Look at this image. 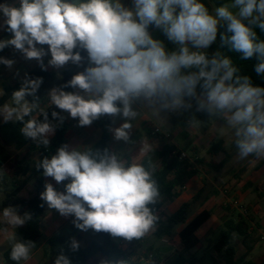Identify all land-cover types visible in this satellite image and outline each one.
Instances as JSON below:
<instances>
[{
    "label": "clouds",
    "instance_id": "obj_1",
    "mask_svg": "<svg viewBox=\"0 0 264 264\" xmlns=\"http://www.w3.org/2000/svg\"><path fill=\"white\" fill-rule=\"evenodd\" d=\"M0 15L12 34L0 40V50L14 46L45 71L69 62L79 65L83 60L79 50H83L90 65L67 84L51 88L44 98L37 95L42 78L24 76L19 89L11 93V103L0 106V119L19 123L25 138L49 146V138L65 120L58 111H51L49 118L53 106L78 119L79 126H89L105 115L121 117L124 122L110 130L115 140L127 143L144 108L161 119V113H182L195 105L196 112L215 122L219 137L234 138L240 160L264 159V87L241 75L240 68L219 50L208 52L223 27L221 45L239 53L241 60L255 59L254 73L264 79V39L257 32L264 34V0H224L212 9L202 0H130L129 4L124 0H14L0 4ZM150 28L161 31L175 49L168 50L163 41L154 39ZM0 64L11 68L14 61L0 57ZM67 87L83 94L65 91ZM45 98L46 108L41 106ZM137 103L141 111L133 107ZM188 124L202 127L204 122L193 117ZM155 149V143L143 138L138 154L126 159L107 148L63 144L36 168L43 170L44 177L68 183L63 192L46 183L40 199L61 216L74 217L73 224L81 231L140 239L155 230L159 219L154 211L161 199L152 158ZM31 220V213L21 215L16 206L0 210V234L16 264L32 259L35 242L17 235V229ZM71 248L77 250L78 242L72 240ZM52 264L71 261L61 251Z\"/></svg>",
    "mask_w": 264,
    "mask_h": 264
},
{
    "label": "trees",
    "instance_id": "obj_2",
    "mask_svg": "<svg viewBox=\"0 0 264 264\" xmlns=\"http://www.w3.org/2000/svg\"><path fill=\"white\" fill-rule=\"evenodd\" d=\"M202 2L212 9L213 6H218L220 3H223L224 0H202ZM153 30V28L149 29L150 32ZM223 31H225V28L221 27L217 35L219 43L211 45V51L215 52L219 50L223 55L230 57L233 63L240 68L241 75L251 76L254 85L264 87V79L256 76L253 70V66L256 62L255 59L248 61L241 60L239 53L231 51L227 45H221L219 33ZM257 32L260 38L264 39V34H260L258 29ZM11 35L12 34L6 31L5 28L0 35V40L8 39ZM163 40H165L163 42L168 50L175 49L176 46L174 44L169 42L166 38H163ZM11 47L12 46L5 47L0 51V57H4V55L10 51ZM79 51L83 57L82 62H84L87 59V53L83 50ZM17 52L19 51H13L7 59L13 60ZM209 54L211 53L209 52ZM44 62L47 65L45 58ZM78 73L79 72L71 68H67L59 73L49 68V66L45 71L42 70L38 62L35 61L22 72L16 74L11 82L4 87V94L0 96V106L11 101V93L19 89L21 80L26 74L30 78H42L43 83L37 95L44 98L51 88L67 84V82ZM64 90L73 92V88L71 87H67ZM197 91L199 92L200 89L198 88ZM28 99L31 100V97ZM41 106L47 107L46 98L42 101ZM51 111H58L63 115L62 110L53 106V108L49 109L50 119ZM188 112H195V105ZM112 119L113 117L105 115L92 123L103 132L101 140L92 146L94 150H103L107 148L112 152H116L111 146L110 129L112 128ZM175 119L174 117L173 120ZM195 119L202 122H208L209 120L206 114L200 112L196 114ZM71 126L72 123L65 119L63 124L57 127L52 141L46 148L43 145H38L37 142L32 139L25 138L20 133L21 125L19 123H3L2 119H0V169H2L4 173L3 176H0L2 208L12 205L18 208L21 215L25 212L31 213L32 220L20 227L18 232L19 238L35 242L36 247L33 248V250L38 248L43 238L47 205L40 199V194L45 191V184L49 183L43 176V170H38L36 164L44 157L50 158L56 153L57 148L66 144L67 135ZM152 132H155V129L152 130L146 126L144 134L139 133L134 135L126 144L129 148L137 147L141 139L151 137L153 134ZM156 134L158 135L159 133ZM182 153H184V151L169 143L164 145L162 150H155V153L152 154V158L157 164L155 178L158 180L161 189V199L154 206L155 214L159 219L155 230H153V235L159 241L165 238L174 240L178 237L180 239L177 255L169 264H202L200 259L193 254L189 255V253L201 244V240L197 236V231L212 217L213 209L209 207L208 203L222 195V191L218 188L217 184L229 175L239 182H242L250 171L258 170L264 165V159L257 160L254 157H249L245 165L241 166L240 169L235 172L237 167L228 166L231 154L225 150L223 140L214 142L208 150V153L212 156H216L219 153L225 155L224 159L219 163L200 157L195 159L190 157L182 158ZM126 159L130 158L126 157ZM251 161H254V164L249 167L248 163ZM202 174L204 175L202 189L189 201L183 203L175 212H167L165 209L166 204L179 198L186 183L196 179ZM23 178L27 179L22 181ZM28 180H34L36 192L30 199H21L19 195L27 187ZM246 186L253 188V191L258 196H263L264 181L257 186H253L251 183H248ZM42 203H44V207L40 206ZM206 205L207 207L203 209L202 212L191 221H188L195 208H201ZM178 226H183V229L179 233L175 231ZM249 234L250 225L242 214L239 213L237 217L233 216L227 220L225 223V231L222 233L221 239L214 245L216 252L224 253L223 264H257L253 260L247 261L242 258H237V250L233 244L235 238L245 241L249 238ZM116 238L125 240L123 237ZM143 238L144 237L133 239L131 242L133 245L141 247ZM72 240L75 239L61 232L52 236L47 242L50 250V257L44 264H52L54 257L61 251L70 259L71 264H102V262H107V264H120V262H124V264H135L133 261L128 260L126 252L115 243L110 233L102 232L101 238L93 240L87 247H83L78 243L79 248L77 250L71 248ZM9 253L10 247L3 253L2 264H16V262L10 260ZM163 261L164 247H161L156 250L151 264H163ZM261 264H264V261Z\"/></svg>",
    "mask_w": 264,
    "mask_h": 264
},
{
    "label": "rangeland",
    "instance_id": "obj_3",
    "mask_svg": "<svg viewBox=\"0 0 264 264\" xmlns=\"http://www.w3.org/2000/svg\"><path fill=\"white\" fill-rule=\"evenodd\" d=\"M13 2L14 0H0V4ZM124 2L129 4L130 0H124ZM214 7L215 6H213V8ZM3 20L4 17L0 15V35L6 28L3 24ZM162 35V32L159 30H155L152 33L153 38L158 40H160ZM218 43L219 39L217 38L214 44ZM208 52L213 53L210 48L208 49ZM6 74L7 72L0 65V87L5 84ZM167 113H170V124H172L174 116L177 115L176 119L173 120V123L179 128V130L175 132L174 130H165L163 137L154 140V143L158 146L159 150H161L165 144L170 143L175 145L178 149L184 151L186 155L192 159L197 157L207 158L208 160H213L214 162L219 163L224 159L225 155L223 153H219L216 156H212L208 153V150L214 142L223 140L225 150L231 154V159L228 165L229 167H237L235 171L237 172L240 167L245 165L247 162V159L240 160L238 158L237 149L233 142L234 138L231 135L225 134L223 137L218 136L214 121L204 122L202 127H189L188 121L195 117L198 112L195 111L189 113L187 111L185 113L176 114L165 112L162 114L166 117ZM220 123L222 122H217L218 125ZM159 125L167 128L164 122H159ZM253 164V161H251L248 163V166L251 167ZM203 177L204 175L202 174L194 181L187 182L181 192L182 198L180 200L175 199L174 201L168 202L166 204V211L172 213L177 210V208L184 201L190 200L193 197V194L198 191L199 186L202 185ZM45 178L58 192H63L65 190L64 185L68 183V181L57 183L51 177ZM25 179L27 178H23L22 181ZM240 183L241 182L237 179H234L231 175H229L217 184L218 188L222 191V198L218 204L213 206L211 219L197 232V235L201 240V244L189 253V255L193 254L200 259L202 264L224 263V253L216 252L214 245L221 239L222 233L225 231V223L227 220L233 216L237 217L239 213L243 215L250 225V234L249 238L245 241L238 238H235L233 241L237 250V258H242L247 261L254 260L258 263H261L264 260L263 241L260 239V233L262 232V223L259 220L260 208L252 203L254 196L249 194ZM35 192L36 189L34 187V180H28L27 187L19 196L21 199H30L33 197ZM262 206L264 207V204ZM205 207H207V205L201 208H195L188 221L195 218ZM2 209V196L0 195V210ZM19 214H21V212H19ZM59 216L61 219L58 218ZM56 218H58L56 221L58 223L56 232H61L72 237L82 246H88L93 240L101 238V232H97L92 229H89L88 231H81L74 226V217L61 216L55 209H49L47 207L43 227V238L41 239L38 248L32 251V259L28 262V264H44V262L50 257L47 236L53 234V222ZM18 229L17 235L19 237ZM182 229L183 226H178L175 231L179 233ZM113 238L115 243L122 246L123 250L127 254L128 260L133 261L135 264H151L152 259L156 254V250L161 247H164L163 264H169L175 259L177 255V248L180 246V239L178 237L174 240L165 238L162 241H159L154 237L153 231H150L144 236L141 247L133 245L132 242L122 244L121 240L116 237ZM8 247L9 245L4 240L2 234H0V264L3 263V253L6 249H8Z\"/></svg>",
    "mask_w": 264,
    "mask_h": 264
},
{
    "label": "crops",
    "instance_id": "obj_4",
    "mask_svg": "<svg viewBox=\"0 0 264 264\" xmlns=\"http://www.w3.org/2000/svg\"><path fill=\"white\" fill-rule=\"evenodd\" d=\"M155 30L156 29H154L151 32V34ZM11 37H12V35H11ZM11 37H9L8 39H10ZM163 38H166V37L164 35H162L161 38H160V40L161 41H165V40H163ZM37 47H44L45 49H47L48 48V45H43V46L37 45ZM15 50L16 49L14 48V46H12L11 49H10V51L7 54L4 55V58H7ZM0 51H2V50H0ZM48 59H50V54H49V56L45 57V60L46 61H48ZM13 61H14V64H13V66L11 68L5 66L4 64H0L4 68V70L7 72L6 78H5L6 79L5 80V84L2 87H0V96H3V94H4V87L11 82L12 78L16 74L22 72L24 69H26L27 67H29L36 60L35 59H32V60L25 59V57L23 56V54L19 51V52H17L14 55ZM89 66L90 65H89L88 58H87L84 62L80 63L79 65H76V64H73V63L69 62L68 64H66L64 67H62L60 69H56V68H53L51 66H49V68H51V69H53V70H55L56 72H59V73L62 72L63 70H65V69H67V68H71L74 71L81 73V72H84L85 69L87 67H89ZM73 92H79L80 94H83V91L80 90V89H78V88L77 89H73ZM10 102L11 101H9L8 103H10ZM133 107L137 111H141V107H140L139 103L134 104ZM173 114H176V113H173ZM63 115L65 116V119L67 121H69V122L72 123L71 129H70V131H69V133L67 135L66 144L70 145L71 147H78V146H84V147L90 146V147H92L93 145H95L96 143H98L101 140L102 135H103V132L101 131V129L96 128L93 124H91L89 126H79L78 119L71 118L69 116V114L66 113V112H63ZM176 116H174V117L176 118ZM123 122H124V120L121 117H119V116L113 117V119H112V128L111 129H114V128L119 127ZM159 122L160 123H163L164 122L165 125L167 126V128H164L163 126H160L159 125ZM170 123H171L170 122V113H167V116L166 117H164L163 114L161 113V119H160L153 112H151L149 109L144 108L143 109V115L140 116V117H138L137 120L133 122V128H132L131 133H130V139L134 135H136V134H139V133L144 134V130H145L146 126H147L148 128H150L152 130L153 129L160 130V133L158 135L155 132H152L153 133L152 136L151 137H147V139L149 141H151V142L154 143V140H157L158 138L163 137V134H165V130H167V131L174 130V132L179 130V128L176 127L175 124L173 123V119H172V124H170ZM54 135H52L49 138L50 139V142L52 141ZM111 146L113 147V149L116 150L117 153L122 154L125 158L126 157H129L130 159L133 158L139 152V149H140V144L137 147L129 148L128 145L126 144V142L115 140L114 139L113 131H111ZM156 149H158V151H160L159 148H158V146H156ZM194 180L195 179H193L191 181H188V182H192ZM263 181H264V165L260 169H258V170H252V171H250L249 174L240 183L243 186V188H245L247 190V192L249 194H252V196H254V198L252 199V203L255 204V205H257L258 208H260L259 220L262 223V232H264V207L262 206L264 204V194H263L262 197H260V196H258L253 191V188L247 187L246 185L248 183H251V184H253V186H257V185L261 184ZM202 187H203V181H202V185L199 186L198 191H200L202 189ZM195 194H193V196ZM181 198H182V196L180 195V197L177 198L176 200H180ZM221 198H222V195L219 198H217V199L211 200L208 203L209 207L213 208V206H215L216 204L219 203V201L221 200ZM185 202H187V201H184L183 203H185ZM58 218L61 219L60 216ZM58 218L54 219L53 228H52L53 229V232H52L53 234L47 236V241L52 236H54L57 233L56 232L57 231L56 229H57V224L58 223L56 221H57ZM208 221L206 223H208ZM101 233H102V231H101ZM262 244H263V247H264V241L262 242ZM83 247H87V246H83ZM255 262L257 264H261L262 263V262L261 263H258L257 261H255Z\"/></svg>",
    "mask_w": 264,
    "mask_h": 264
},
{
    "label": "built area",
    "instance_id": "obj_5",
    "mask_svg": "<svg viewBox=\"0 0 264 264\" xmlns=\"http://www.w3.org/2000/svg\"><path fill=\"white\" fill-rule=\"evenodd\" d=\"M155 132H156V133H160V130L155 129ZM182 158H188V156L186 155L185 152L182 153ZM253 223H254V221H253ZM260 239H261L262 241H264V232H261V233H260ZM121 242H122V244H128V243H131V241H128V240H121ZM119 247L123 250L122 246L119 245Z\"/></svg>",
    "mask_w": 264,
    "mask_h": 264
}]
</instances>
